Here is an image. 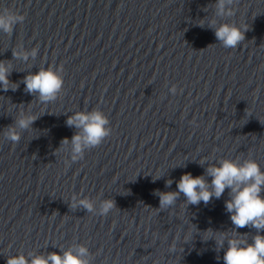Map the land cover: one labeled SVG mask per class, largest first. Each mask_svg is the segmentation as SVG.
I'll return each instance as SVG.
<instances>
[{
    "label": "water",
    "instance_id": "1",
    "mask_svg": "<svg viewBox=\"0 0 264 264\" xmlns=\"http://www.w3.org/2000/svg\"><path fill=\"white\" fill-rule=\"evenodd\" d=\"M217 3L0 0V11L25 16L0 32L11 82L0 90V264L78 244L93 264H224L227 241L219 250L203 238L237 231L225 207L230 190L198 205L181 193L168 208L155 194L176 192L185 173L210 181L206 169L222 158H251L264 170V0H233L230 17L217 15ZM212 20L246 27L245 40L225 48ZM33 49L27 60L15 55ZM55 67L63 89L42 103L24 78ZM94 110L111 135L72 162L62 141L81 130L67 120ZM21 112L38 117L29 129L17 125ZM9 126L18 143L6 138ZM73 196L96 210L73 208ZM107 199L116 207L100 214ZM238 234L250 243L257 229Z\"/></svg>",
    "mask_w": 264,
    "mask_h": 264
},
{
    "label": "clouds",
    "instance_id": "2",
    "mask_svg": "<svg viewBox=\"0 0 264 264\" xmlns=\"http://www.w3.org/2000/svg\"><path fill=\"white\" fill-rule=\"evenodd\" d=\"M233 0H218L217 15L233 16L234 10L231 7ZM25 16L14 13L8 9L0 11V32L11 33L17 24H22ZM211 26L215 29V36L225 48H236L245 40L246 27L237 26L234 23H221L216 26V21L212 20ZM203 26V24H201ZM37 49L28 53L17 52L15 55L27 60L28 56L35 57ZM62 68H46L35 74H29L24 78L26 90L29 93H36L42 103H48L57 99L63 89L64 79L60 74ZM9 65L0 61V90H9L11 84L9 80ZM12 91L17 90V86L11 87ZM170 93H176V87L170 88ZM38 117L34 114L25 115L23 112L17 121L19 129H29ZM110 121L101 110L92 112H77L67 120V125L76 127L81 131L71 139L65 138L62 145H71L70 157L72 162L82 160L88 149L99 146L105 138L111 135L112 129L108 127ZM5 136L13 143H18L20 134L16 126H9ZM201 165L206 163L200 161ZM205 175L193 176L185 173L177 183L176 192L155 194L159 196L160 208L173 206L179 195L183 193L186 197L187 205H198L200 202L207 204L210 200L220 198L226 189L230 190V199L225 202L226 210L231 214L232 223L236 226V232L229 238L227 233H214L207 230V241L209 238L216 240L217 248L222 250L227 241L228 247L224 251V264H264V170L254 159H246L242 163L239 159H220L206 169ZM168 185L172 183L167 182ZM73 208L82 207L89 212L96 210V205L90 199H78L72 197ZM116 207L112 199L100 202L99 212L106 215ZM251 225L257 229V235L249 241L238 234V229ZM246 235V234H245ZM186 243L189 238L185 237ZM185 243V244H186ZM173 251H175L173 249ZM7 264H93V254L89 248L83 244L70 247L63 254L51 253L45 255H34L23 252L8 256Z\"/></svg>",
    "mask_w": 264,
    "mask_h": 264
}]
</instances>
